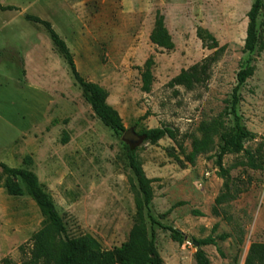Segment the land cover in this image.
Listing matches in <instances>:
<instances>
[{
    "label": "rangeland",
    "instance_id": "obj_1",
    "mask_svg": "<svg viewBox=\"0 0 264 264\" xmlns=\"http://www.w3.org/2000/svg\"><path fill=\"white\" fill-rule=\"evenodd\" d=\"M252 2L0 0L13 7L0 9V264L28 259L31 237L45 221L19 176L14 180L24 194L7 193L4 167L36 176L62 219V238L89 234L111 249L127 239L141 198L128 165L129 146L152 180L151 213L187 237L178 243L168 231L152 227L163 263L196 264L200 248L212 264H243L249 245L264 242L263 10L256 18L257 45L243 51ZM157 11L172 50L156 49L149 40ZM30 16L51 23L79 74L106 91V102L125 129L140 135L147 128L168 126L176 129V141L164 137L131 145L105 126L45 28ZM197 29L225 48L214 54L196 36ZM24 51L29 55L25 61ZM150 55L153 81L145 92L137 67ZM209 57L203 81L190 89L168 85L181 69ZM247 66L254 71L239 89L237 113L256 136L244 142V151L224 154L219 165L221 134L232 125L227 114L232 88L238 70ZM248 155L258 168H251ZM209 234L228 237L217 239V246L196 247L191 241Z\"/></svg>",
    "mask_w": 264,
    "mask_h": 264
},
{
    "label": "trees",
    "instance_id": "obj_2",
    "mask_svg": "<svg viewBox=\"0 0 264 264\" xmlns=\"http://www.w3.org/2000/svg\"><path fill=\"white\" fill-rule=\"evenodd\" d=\"M12 8L0 5L1 10ZM260 10H263L264 14L262 0H253L246 13L248 22L243 44L244 52L253 51L257 45L256 18ZM29 20L39 23L45 28L52 45L65 60L73 79L82 89L94 115L115 134L123 135L126 129L117 110L106 102V91L97 83L87 81L79 74L71 51L65 41L54 30L51 23L37 16H30ZM196 36L208 49H215L214 54L220 53L225 48V45L220 46L216 38L207 31L197 29ZM149 40L159 50L169 51L174 48L171 36L164 25V17L159 11L155 14ZM212 58H205L186 69H181L178 74L169 80L168 85L172 87L183 86L186 89L192 88L206 78ZM153 66L154 57L150 55L142 66L137 67L141 79V90L145 92L150 90L153 81ZM253 71V66H247L240 68L236 74V84L232 88L229 111L227 112L232 116V125L226 133L221 134V144L216 154V162L219 165L224 154L244 151V142L256 136L255 133L244 126L240 115L237 113V105L240 101L239 89L246 79L253 74ZM176 135V129L168 126L147 128L140 134L144 141L153 144L164 137L176 141ZM248 158L251 168H258L252 155H248ZM127 159L128 165L136 178L141 198L136 199L137 217L130 228L127 239L120 246L111 249L102 248L100 243L89 234L62 238L61 235L64 231L62 219L51 198L38 185L36 176L26 169L4 167L8 172L3 183L7 193L14 196L24 194L21 185L14 180L19 176L26 182L27 194L43 209L45 214L43 226L31 237L32 245L29 257L23 260L21 264H164L154 243L152 227L156 225L162 230L168 231L171 239L178 243L184 241L185 235L179 229L163 224L151 213L152 190L150 183L152 180L145 175L133 147L129 146L127 148ZM193 213L200 214L198 211H193ZM215 229L216 225L212 227V232ZM227 237V234L217 236L209 234L196 241L199 246L209 244L217 246V239L224 240ZM219 253L222 254L221 251ZM194 258L196 264H212L200 248L195 251ZM243 264H264V242H252L249 245Z\"/></svg>",
    "mask_w": 264,
    "mask_h": 264
},
{
    "label": "water",
    "instance_id": "obj_3",
    "mask_svg": "<svg viewBox=\"0 0 264 264\" xmlns=\"http://www.w3.org/2000/svg\"><path fill=\"white\" fill-rule=\"evenodd\" d=\"M122 139L127 141L129 144L133 145L141 141L142 137L138 135L137 133H135V131L130 128L124 131L122 135ZM185 239H187L186 236H185ZM191 241L196 247H199V243L196 240L192 239Z\"/></svg>",
    "mask_w": 264,
    "mask_h": 264
},
{
    "label": "crops",
    "instance_id": "obj_4",
    "mask_svg": "<svg viewBox=\"0 0 264 264\" xmlns=\"http://www.w3.org/2000/svg\"><path fill=\"white\" fill-rule=\"evenodd\" d=\"M25 51H24V55H23V58H24V61H25V58L27 57V56H29V55H25ZM28 53V52H27Z\"/></svg>",
    "mask_w": 264,
    "mask_h": 264
}]
</instances>
